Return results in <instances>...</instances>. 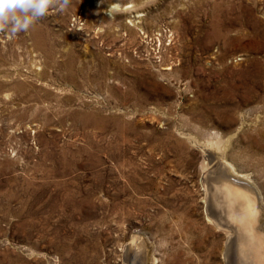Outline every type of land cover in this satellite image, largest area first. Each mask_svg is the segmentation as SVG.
I'll list each match as a JSON object with an SVG mask.
<instances>
[{
    "label": "rangeland",
    "instance_id": "1",
    "mask_svg": "<svg viewBox=\"0 0 264 264\" xmlns=\"http://www.w3.org/2000/svg\"><path fill=\"white\" fill-rule=\"evenodd\" d=\"M233 176L264 235V0H70L0 31V264H237L207 186Z\"/></svg>",
    "mask_w": 264,
    "mask_h": 264
},
{
    "label": "bare ground",
    "instance_id": "2",
    "mask_svg": "<svg viewBox=\"0 0 264 264\" xmlns=\"http://www.w3.org/2000/svg\"><path fill=\"white\" fill-rule=\"evenodd\" d=\"M203 145H204V143H203ZM205 145H206V143H205ZM206 146L209 147V145H206ZM225 165H227V164L225 163ZM222 166H224V164ZM228 169L230 170V168H228ZM233 171L235 172V170H233ZM222 172H224V171H222ZM241 175H242V173H241ZM244 178H246V177H244ZM207 179H208V177H207ZM208 181H207V186L211 189V192H212L211 201L216 206L215 208H217V210H215V211H217L218 213L221 214V219H220L221 223L222 224L223 223L230 224V227L232 229H234V232H236V235L233 238L234 240L232 239L233 243H234L233 248H234V258L235 259L234 258L233 259L235 260V263H237V264H264V240L260 236H257V237H255L256 235L254 236V232L252 230V223L254 221V218H253V215H251L250 211L247 208V203H246V205H244V202H242L243 204L240 205V201L237 199V197H236L237 195L235 194V192H234V194L230 195L229 192H231V191H230V187L228 185H221V184L220 185H217V184H211L210 185ZM227 181H228V178H227ZM223 184H225V183H223ZM248 194H250V193H248ZM247 199H250V198H247ZM248 201H250V200H248ZM251 202H254V201H251ZM214 214H216V213H214ZM216 218L219 219V217H217V216H216ZM260 222H262V221H260ZM215 223H216V220H215ZM222 224H220V225H222ZM230 250H231V248H230Z\"/></svg>",
    "mask_w": 264,
    "mask_h": 264
},
{
    "label": "clouds",
    "instance_id": "3",
    "mask_svg": "<svg viewBox=\"0 0 264 264\" xmlns=\"http://www.w3.org/2000/svg\"><path fill=\"white\" fill-rule=\"evenodd\" d=\"M70 0H0V31L15 36L27 31L52 7L64 11Z\"/></svg>",
    "mask_w": 264,
    "mask_h": 264
},
{
    "label": "water",
    "instance_id": "4",
    "mask_svg": "<svg viewBox=\"0 0 264 264\" xmlns=\"http://www.w3.org/2000/svg\"><path fill=\"white\" fill-rule=\"evenodd\" d=\"M232 183L233 184H229L228 186L229 187H232L234 190L232 191V190H230V191H232L231 193H230V195H232V194H234V192H235V194L237 195V196H240V194L243 192V190H241V189H248L250 192H253V190H251L250 189V186H249V183L244 179V178H242V177H233L232 178ZM238 184V186L239 185H241V186H239V187H237L236 185ZM247 186V187H246ZM255 228L253 227V225H252V230H253V232H254V236L255 237H257V236H260V237H262L263 238V240H264V235H262V234H258L255 230H254ZM138 264H143V263H138Z\"/></svg>",
    "mask_w": 264,
    "mask_h": 264
}]
</instances>
